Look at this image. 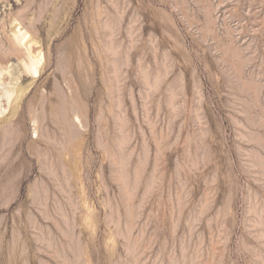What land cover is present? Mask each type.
Segmentation results:
<instances>
[{
  "label": "rangeland",
  "instance_id": "374dc122",
  "mask_svg": "<svg viewBox=\"0 0 264 264\" xmlns=\"http://www.w3.org/2000/svg\"><path fill=\"white\" fill-rule=\"evenodd\" d=\"M34 57L0 264H264V0H0V69Z\"/></svg>",
  "mask_w": 264,
  "mask_h": 264
},
{
  "label": "bare ground",
  "instance_id": "6f19581e",
  "mask_svg": "<svg viewBox=\"0 0 264 264\" xmlns=\"http://www.w3.org/2000/svg\"><path fill=\"white\" fill-rule=\"evenodd\" d=\"M32 59L33 58H31V60ZM27 64L28 65L25 66V73L22 71V69H18V67L12 62L0 69V88H2L1 97L2 99L6 100V102L9 103L11 101L17 100L18 98L21 97L22 94H24L29 90V86H26L25 83L21 82V76H23L24 74L32 76L33 78L38 76L39 67L41 66V60L37 59V57L36 58L34 57L32 62L31 63L29 62ZM31 73L32 75H30Z\"/></svg>",
  "mask_w": 264,
  "mask_h": 264
}]
</instances>
